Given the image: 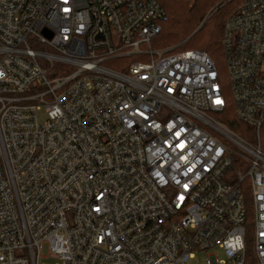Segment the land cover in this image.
Listing matches in <instances>:
<instances>
[{"label": "built area", "instance_id": "obj_1", "mask_svg": "<svg viewBox=\"0 0 264 264\" xmlns=\"http://www.w3.org/2000/svg\"><path fill=\"white\" fill-rule=\"evenodd\" d=\"M164 21L156 0H0V264H245L250 220L264 264V154L214 118L228 89L264 127V0L223 26L226 80L153 49Z\"/></svg>", "mask_w": 264, "mask_h": 264}, {"label": "trees", "instance_id": "obj_2", "mask_svg": "<svg viewBox=\"0 0 264 264\" xmlns=\"http://www.w3.org/2000/svg\"><path fill=\"white\" fill-rule=\"evenodd\" d=\"M156 1L165 11L166 21L161 24V32L152 42L153 49L196 50L212 58L221 51L224 57L221 47L223 26L236 13L240 0ZM227 101L226 109L217 115L218 121L244 141L258 144L264 154V127L256 131L240 123L235 117L232 99ZM245 197H248L246 192ZM245 264H256L250 250L247 251Z\"/></svg>", "mask_w": 264, "mask_h": 264}, {"label": "rangeland", "instance_id": "obj_3", "mask_svg": "<svg viewBox=\"0 0 264 264\" xmlns=\"http://www.w3.org/2000/svg\"><path fill=\"white\" fill-rule=\"evenodd\" d=\"M154 42V41H153ZM152 47H153V43H152ZM32 48L36 51H47L48 49L43 46V45H34L32 46ZM213 59L216 61L218 67H219V70L220 72L223 74L225 80H226V77H227V69H226V64L224 62V57L221 53V51H218L216 52L214 55H213ZM41 62V60H40ZM128 63V61H127ZM123 64V61L121 60H114V61H111V62H108L104 65V67L106 68H109V69H113V70H118L119 67ZM225 97L227 98V100L230 98V92L229 90H225ZM214 118L218 119L217 115H214ZM44 119V114L43 112L39 114V120H43ZM252 145H258V144H255V143H251ZM234 150L236 151H240V149L234 145L233 147ZM244 153V152H243ZM245 154V153H244ZM254 237V228H253V224H252V221H248V224H247V234H246V243L248 245V251H252L253 253V250H252V245H251V240L253 239ZM215 255L216 254V251H209L208 253L206 254H203L202 255V259H204L206 256H209V255ZM42 257L41 260H40V264H55L56 263V260L54 259H51L48 257L47 255V252L44 251L42 254ZM217 256L218 257H221V253H217ZM202 259H198V262L202 261Z\"/></svg>", "mask_w": 264, "mask_h": 264}, {"label": "water", "instance_id": "obj_4", "mask_svg": "<svg viewBox=\"0 0 264 264\" xmlns=\"http://www.w3.org/2000/svg\"><path fill=\"white\" fill-rule=\"evenodd\" d=\"M199 30V29H198Z\"/></svg>", "mask_w": 264, "mask_h": 264}]
</instances>
